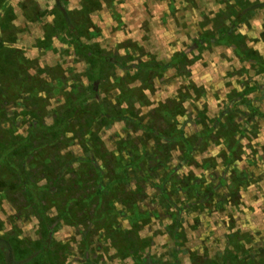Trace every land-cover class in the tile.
Wrapping results in <instances>:
<instances>
[{
    "label": "rangeland",
    "instance_id": "obj_1",
    "mask_svg": "<svg viewBox=\"0 0 264 264\" xmlns=\"http://www.w3.org/2000/svg\"><path fill=\"white\" fill-rule=\"evenodd\" d=\"M60 3L70 22L55 0H0L16 71L0 73V151L81 97L60 136L0 156L15 264H264V0ZM204 127L180 159L172 138ZM22 155L45 216L16 184ZM180 160L164 186L158 163L167 176Z\"/></svg>",
    "mask_w": 264,
    "mask_h": 264
},
{
    "label": "trees",
    "instance_id": "obj_2",
    "mask_svg": "<svg viewBox=\"0 0 264 264\" xmlns=\"http://www.w3.org/2000/svg\"><path fill=\"white\" fill-rule=\"evenodd\" d=\"M55 5L57 8H59L63 14V17L65 18V20L69 21V17L68 14L66 12L65 9H62L61 7V3L60 0H55ZM5 51V48H2V44L0 43V73L3 71H12L13 73H15L16 71L14 70V65L12 63H5L3 62L2 57H3V53ZM13 80H16L17 78L14 77V75L11 77ZM84 95V94H83ZM78 95H76V97H73L71 100H69V102L67 103V105H64V107L62 108V110H60V114H58L57 116H55V120H54V124L51 125L52 131H50V129H48V127L44 128L45 130H42L41 127L39 125H36V123H30V130L28 132L27 135L25 136H17V137H12V139L7 140L6 144L8 145V147H6L7 149L3 148V152L0 151V156L4 155L6 156V158H8V155L12 152L15 151H22L24 150L26 147H28L29 144H31L33 142L34 138L40 137L41 141H39V145L42 144V139L44 138V135H47V133H50L51 136L55 135V136H60L61 132L63 130H61L62 128L65 127V125H67V123H69V120L71 119L73 112H74V108L75 105L81 101V97H77ZM2 100H0V105H2L3 103H1ZM36 104V103H35ZM43 135V136H42ZM2 146V143H0V148ZM36 147H33L31 145V149L34 150ZM30 149V150H31ZM29 150V151H30ZM11 155V154H10ZM23 155L22 157L19 159L20 162V166H18L17 170H19V172L17 173V177H16V181L19 186H22L23 188H26V191H28V193L26 195H28V200L33 204H34V210H35V214L37 215H44L43 210L41 209V204H40V197H39V192H40V187H35L36 185L34 183H31V181L29 180V177H27L28 173L25 171L24 173V162L22 161ZM7 165H11V163L9 161L6 162ZM15 168V167H13ZM21 168V169H20ZM29 180V181H28ZM13 188V186H11V189ZM0 244H2L5 248V258H4V264H15L16 261L14 260V251H13V247L10 243V241H8L6 238H3L0 236ZM252 262L250 261H246V264H251Z\"/></svg>",
    "mask_w": 264,
    "mask_h": 264
},
{
    "label": "flooded vegetation",
    "instance_id": "obj_3",
    "mask_svg": "<svg viewBox=\"0 0 264 264\" xmlns=\"http://www.w3.org/2000/svg\"><path fill=\"white\" fill-rule=\"evenodd\" d=\"M115 64L117 65V67L118 68H120V69H123L124 67L122 66H120L119 64L120 63H117V62H115ZM97 67L99 68L100 67V62H99V64L97 65ZM133 69H137V71L138 72H141L142 71V69H145L144 67H140L139 65L138 66H136V67H133ZM123 70H127V69H123ZM97 79L95 80V81H93V84L91 85V87H90V91L89 92H86L87 94H95V96H96V91H97ZM100 112H103L102 111V109L100 108V110H99ZM99 112V113H100ZM115 117H121V116H115ZM216 124H217V122H216ZM203 126V125H202ZM206 127H207V125H206ZM205 129V127L204 128H201L200 129V131H198V130H195L194 128H193V132H192V135L191 136H193V137H196L197 139L196 140H193V138L192 137H190V138H188L187 137V135H184L183 133H182V131H179V134L177 135V136H174V138H172L174 141L173 142H175V141H178L179 143H181V144H183V145H185L184 147H181L180 145H178V143H175L176 145L175 146H179V150H180V153H179V156H180V159H182V160H185L186 159V161L188 162V160L190 159V161L193 159V156H194V154L196 153V150H197V147H198V145H200V143H201V140L203 139V140H205V142H207L208 143V139H210V137H211V135H212V132L214 131H210L208 134L207 133H202V132H204V131H206V130H204ZM200 135H199V134ZM203 134V135H202ZM192 139V140H191ZM213 139V138H212ZM169 142H171V144H172V141H167L166 142V145H168L169 144ZM223 143V145H225L224 144V142H222ZM165 145V144H164ZM173 145V144H172ZM216 147H218V145H216ZM163 148V147H162ZM222 149H223V147H222ZM145 148H143L142 149V151H141V155H142V158H144V153H145ZM162 152H163V154H162ZM163 156L165 155V151H163V149H161V152H160ZM145 156H146V154H145ZM159 157V156H158ZM156 158H157V156H156ZM181 163H182V161L180 160V162L178 163V168L177 167H175V168H172V169H170V171L168 172V175L166 176L165 175V173L163 174V172L162 171H167V169L165 168V167H163L165 164L164 163H162V162H159L158 163V168L156 169L157 170V174H158V177L159 178H161L162 177V179H161V182H164V186L166 185V182H167V179H171L176 173H177V170H179V167H180V169L183 167V166H181ZM153 171V170H152ZM180 171V170H179ZM152 173V172H151ZM225 172H223V174H222V176L220 177V180H219V182H222V180H224L223 178L225 177V174H224ZM164 175V176H163ZM211 180L210 181H213L212 179L214 178L215 179V175L214 174H211ZM175 177V176H174ZM218 182V185H221L220 183ZM199 183H197V185H198ZM197 185H193L194 187H193V189H196V187L195 186H197ZM189 187V189H190V187H192V186H188ZM162 189V187L160 188V190ZM168 191H170L169 189L168 190H166V188H164V191H163V195L165 196V198L166 199H170V197L168 196V194H167V192ZM173 192H176L177 193V191L176 190H174L173 189ZM194 192H195V194H197L198 195V190L196 189V190H194ZM217 193L218 192V187L217 186H215L213 189H212V191L211 190H207V195L205 196V197H203V199L204 200H207L209 197L211 198L213 195V193ZM179 193V192H178ZM182 194V196H185L186 194L188 195V193H187V190L186 189H184L183 190V193H181ZM218 203H222L221 202V200H218ZM126 249H129V247L127 248L126 247ZM129 250H132V249H129ZM129 258H132V255H130V257Z\"/></svg>",
    "mask_w": 264,
    "mask_h": 264
}]
</instances>
